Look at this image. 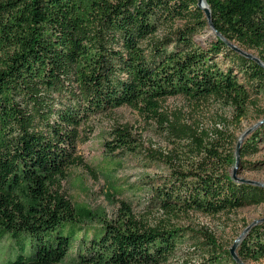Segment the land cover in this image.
<instances>
[{"label": "trees", "instance_id": "trees-1", "mask_svg": "<svg viewBox=\"0 0 264 264\" xmlns=\"http://www.w3.org/2000/svg\"><path fill=\"white\" fill-rule=\"evenodd\" d=\"M206 1L223 38L203 46L196 36L209 24L199 0H0V238L11 235L20 249L9 264H60L77 240V264H163L186 241L174 219L264 203L263 186L233 179L234 154L208 147L162 111L170 96L215 97L241 119L251 93L238 72L264 90V66L224 40L264 62V0ZM124 105L191 139V168L167 159L171 173L153 202L165 215L156 223L126 201L114 218L78 207L64 190L69 169L85 162L78 146L89 139L90 117ZM113 135L110 151L137 149L127 126ZM262 140L264 123L241 155ZM203 234L209 256L238 264ZM237 251L245 262L264 259V220Z\"/></svg>", "mask_w": 264, "mask_h": 264}, {"label": "rangeland", "instance_id": "rangeland-1", "mask_svg": "<svg viewBox=\"0 0 264 264\" xmlns=\"http://www.w3.org/2000/svg\"><path fill=\"white\" fill-rule=\"evenodd\" d=\"M215 38V33L208 27L196 36V41L206 46ZM248 52L258 56L255 50ZM218 60L222 63V56ZM237 75L251 93V102L246 115L241 119L237 118V110L232 104L215 97L191 99L182 95L170 96L163 100L162 111L177 128L179 126L195 130L205 139L208 147L215 148L220 154H234V163L229 168L232 175L236 168L239 178L264 183V140L259 141L258 151L241 155L243 146L260 126L254 130L251 128L264 119V90L257 92V87L243 73L238 72ZM120 126L128 127L136 150H109L106 144L114 139L113 134ZM84 133L88 134L89 139L78 147L85 162L72 166L63 182L64 190L73 204L104 209L109 217L114 218L121 202L126 201L143 220L156 223L162 219L165 213L153 205V202L157 188L167 181L171 173L167 159L172 160L175 166L191 168L195 160L189 151L192 148V143H189L191 139L178 138L169 129L167 122L164 124L158 119L141 116L128 105L92 115L84 127ZM239 142L241 145L237 165ZM262 218L264 203L216 215L194 211L183 214L174 219V222L184 228L186 241L163 264H230L227 258L222 260L221 257L216 262V257L209 256L203 232L212 234L220 248L231 249L245 228ZM88 226L89 224L86 225ZM79 242H75L65 261L60 264H77ZM27 244L25 254L29 255L30 238L27 239ZM19 253L20 249L11 235L0 238V264H9ZM246 263L264 264V259L249 260Z\"/></svg>", "mask_w": 264, "mask_h": 264}, {"label": "water", "instance_id": "water-1", "mask_svg": "<svg viewBox=\"0 0 264 264\" xmlns=\"http://www.w3.org/2000/svg\"><path fill=\"white\" fill-rule=\"evenodd\" d=\"M204 1L207 3L206 0H199L198 5L203 9L206 18L208 20V24L209 27L212 29V31L215 33L216 36L222 37V34L217 31L214 23H213V18H212V10L209 6V4L207 3V5H204ZM223 38V37H222ZM224 40L230 45L232 46V48H234L236 51L242 53L243 55L247 56L248 58H251L253 60H255L256 62H258L259 64H261L262 66H264V62L260 59L259 56L254 55L252 53H249L248 51H245L241 48H239L236 45H233L232 43H230L228 40H226L224 38ZM264 123V119L260 120L257 124H255V126H253L251 128V130H254L255 128H257L258 126H260L261 124ZM240 145L241 143L239 142L238 144V148H237V165L239 162V155H240ZM233 179L238 181V182H245V183H251L254 185H258V186H263L264 187V183L263 182H258V181H252V180H247V179H243V178H239L237 175V169L235 168V171L232 175ZM264 220V218L262 219H258L253 221L250 225H248L245 230L240 234V236L235 240L233 246L230 249V253L232 255V257L234 258V260H236L238 262V264H247L245 261H243L240 256L238 255V246L241 243V241L243 240V238L246 236V234L250 231V229L255 226L256 224H258L259 222H262Z\"/></svg>", "mask_w": 264, "mask_h": 264}, {"label": "bare ground", "instance_id": "bare-ground-1", "mask_svg": "<svg viewBox=\"0 0 264 264\" xmlns=\"http://www.w3.org/2000/svg\"><path fill=\"white\" fill-rule=\"evenodd\" d=\"M204 5H207V3L204 1Z\"/></svg>", "mask_w": 264, "mask_h": 264}]
</instances>
